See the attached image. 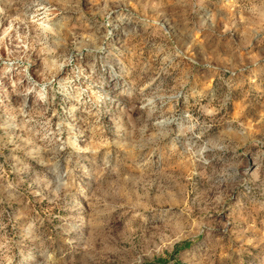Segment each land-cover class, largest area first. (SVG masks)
Wrapping results in <instances>:
<instances>
[{"label":"rangeland","instance_id":"rangeland-1","mask_svg":"<svg viewBox=\"0 0 264 264\" xmlns=\"http://www.w3.org/2000/svg\"><path fill=\"white\" fill-rule=\"evenodd\" d=\"M11 72L0 264H264V0H0Z\"/></svg>","mask_w":264,"mask_h":264},{"label":"bare ground","instance_id":"bare-ground-1","mask_svg":"<svg viewBox=\"0 0 264 264\" xmlns=\"http://www.w3.org/2000/svg\"><path fill=\"white\" fill-rule=\"evenodd\" d=\"M13 60H14V58H13ZM13 70L14 69L12 68L11 71H13ZM19 70L21 72H23L22 77H26V72L28 69L24 67V68H20ZM12 74L13 73L11 72L10 76L3 81L2 84L5 85L4 86L5 88H4L3 92H1L0 94L1 95H4V94H7V95H10V94L25 95V97L29 96L31 93L32 83H28L27 88L20 90L19 86L14 85L12 83V81H11V78H13Z\"/></svg>","mask_w":264,"mask_h":264}]
</instances>
